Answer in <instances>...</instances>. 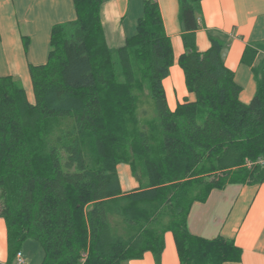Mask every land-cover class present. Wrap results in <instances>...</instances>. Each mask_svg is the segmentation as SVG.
I'll use <instances>...</instances> for the list:
<instances>
[{"label": "trees", "instance_id": "1", "mask_svg": "<svg viewBox=\"0 0 264 264\" xmlns=\"http://www.w3.org/2000/svg\"><path fill=\"white\" fill-rule=\"evenodd\" d=\"M102 3L74 0L76 18L52 26L47 61L29 63L34 101L18 77L0 75L8 264L28 239L44 251L40 264H80L84 254L82 264H123L146 251L160 264L169 230L180 264L240 260L233 239L193 234L188 215L214 188L264 181V64L243 102L221 40L209 33V48L197 47L201 0H179L178 63L196 98L171 109L163 80L175 54L158 1L143 0L136 31L117 47ZM119 163L137 188L123 191Z\"/></svg>", "mask_w": 264, "mask_h": 264}, {"label": "crops", "instance_id": "2", "mask_svg": "<svg viewBox=\"0 0 264 264\" xmlns=\"http://www.w3.org/2000/svg\"><path fill=\"white\" fill-rule=\"evenodd\" d=\"M157 1L165 31L174 47L175 62L163 83L168 105L175 109L179 103L195 100L196 96L187 89L184 70L178 63L184 49L179 0ZM131 11V0H103L101 18L110 46L124 44L136 31L141 13ZM76 16L74 0H0V75L29 80V63L47 61L52 26ZM199 21L197 47L202 51L209 48V33L221 40L225 64L234 71L235 81L241 86L240 99L250 102L257 89L255 68L264 64V0H201ZM25 36L29 39L27 47ZM247 47L255 50L251 63L243 60ZM124 164H118L121 185L123 191H130L137 188L139 182L130 176L122 178L120 168L124 169ZM188 227L201 237L223 235L234 240L242 249L241 259L223 264H264V181L229 183L224 188L212 189L205 201L197 200L192 204ZM22 251L26 260L34 259L27 250L25 252L24 245ZM43 257L44 251L36 261L24 264H40ZM8 258L7 226L0 216V264H8ZM14 264H17L16 259ZM123 264L158 263L153 252L146 251L142 257ZM160 264H180L175 237L170 230L165 232Z\"/></svg>", "mask_w": 264, "mask_h": 264}, {"label": "rangeland", "instance_id": "3", "mask_svg": "<svg viewBox=\"0 0 264 264\" xmlns=\"http://www.w3.org/2000/svg\"><path fill=\"white\" fill-rule=\"evenodd\" d=\"M106 1H108V0H106ZM131 9H132L131 13L133 11L134 12L136 11L137 13H142V10H143V0H131ZM19 79L22 81V83H23V85H24V87L26 89L28 98L31 101H34L35 98H34V91H33L31 77L29 76V80H25V79L22 80L21 78H19ZM151 107L152 108L154 107V104H153V100L152 99H151ZM125 164L123 165L124 166V169L120 168V172H121L122 178L125 179L126 177L128 178V176H130V177H133V178H135L137 180V178L131 173L132 171L130 172V170H131L129 168L130 165L128 163H125ZM0 210H1V202H0ZM24 243L25 244H23V245H24L25 252L27 250L28 251V254L30 256H32V257L34 256V259L29 258L28 260H26V263H30V261L31 262L32 261L33 262L36 261L37 260L36 258L38 256H41L42 255V251H43V249L40 246L39 242L37 240H35V239H29V240H26Z\"/></svg>", "mask_w": 264, "mask_h": 264}, {"label": "built area", "instance_id": "4", "mask_svg": "<svg viewBox=\"0 0 264 264\" xmlns=\"http://www.w3.org/2000/svg\"><path fill=\"white\" fill-rule=\"evenodd\" d=\"M85 257H86V254H84L83 257L81 258L80 264L83 263V261L85 260ZM16 261H17V264H24L26 262V259H25V256H24L22 250H19L17 252V254H16Z\"/></svg>", "mask_w": 264, "mask_h": 264}]
</instances>
